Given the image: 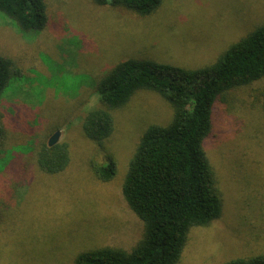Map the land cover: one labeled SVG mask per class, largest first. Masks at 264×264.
<instances>
[{
	"label": "rangeland",
	"instance_id": "1",
	"mask_svg": "<svg viewBox=\"0 0 264 264\" xmlns=\"http://www.w3.org/2000/svg\"><path fill=\"white\" fill-rule=\"evenodd\" d=\"M48 23L22 35L0 14V55L21 77L0 101V264H73L88 250L129 252L143 235L121 188L129 160L149 125H166L170 106L155 93L136 92L113 110V131L102 147L81 132L98 107L92 88L116 64L134 58L196 69L264 25V0H162L149 16L93 0H45ZM52 70L64 73L52 77ZM89 81L71 91L76 80ZM63 77V78H62ZM74 79H78L75 77ZM70 85V86H69ZM66 88V89H65ZM264 78L217 101L203 143L222 198L221 216L193 228L177 264H223L264 255ZM69 165L44 174L35 154L55 132ZM112 158L116 176L99 181L90 163Z\"/></svg>",
	"mask_w": 264,
	"mask_h": 264
},
{
	"label": "trees",
	"instance_id": "2",
	"mask_svg": "<svg viewBox=\"0 0 264 264\" xmlns=\"http://www.w3.org/2000/svg\"><path fill=\"white\" fill-rule=\"evenodd\" d=\"M93 2L145 17L153 14L162 0ZM0 14L24 36L36 35L48 23L45 0H0ZM61 74L52 70V77L47 80L58 79ZM21 75L11 59L0 55V101L12 80ZM64 77L77 82L71 91L62 92L59 87L57 92L63 94L89 81L87 75ZM263 78L261 25L231 44L210 65L185 69L134 58L116 64L93 82L99 105L84 115L81 132L96 147H102L112 134V111L127 104L136 92L157 94L170 106L172 114L166 125H149L143 131L124 175L122 197L143 225L141 239L129 252L109 247L84 251L73 264H177L190 231L208 226L222 212L221 194L203 147L212 130L214 105L224 101L230 91ZM260 97L264 111V89ZM4 137L0 114V153ZM47 144L36 151V163L44 174L56 175L69 165L68 147L64 143L51 147ZM90 164L99 181L109 183L115 178L117 169L112 158L102 164ZM223 264H264V255L231 259Z\"/></svg>",
	"mask_w": 264,
	"mask_h": 264
},
{
	"label": "water",
	"instance_id": "3",
	"mask_svg": "<svg viewBox=\"0 0 264 264\" xmlns=\"http://www.w3.org/2000/svg\"><path fill=\"white\" fill-rule=\"evenodd\" d=\"M59 135H60V133H59L58 131L55 132V133L51 136V138L49 139L47 145H48L49 147L55 145V144L57 143V141H58Z\"/></svg>",
	"mask_w": 264,
	"mask_h": 264
}]
</instances>
